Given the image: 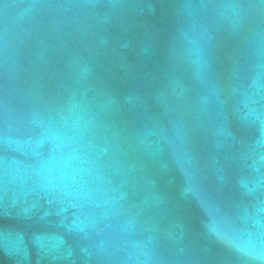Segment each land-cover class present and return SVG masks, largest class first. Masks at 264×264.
<instances>
[{
	"label": "water",
	"instance_id": "water-1",
	"mask_svg": "<svg viewBox=\"0 0 264 264\" xmlns=\"http://www.w3.org/2000/svg\"><path fill=\"white\" fill-rule=\"evenodd\" d=\"M0 264H264V0H0Z\"/></svg>",
	"mask_w": 264,
	"mask_h": 264
}]
</instances>
